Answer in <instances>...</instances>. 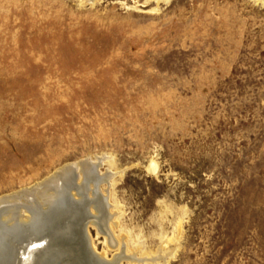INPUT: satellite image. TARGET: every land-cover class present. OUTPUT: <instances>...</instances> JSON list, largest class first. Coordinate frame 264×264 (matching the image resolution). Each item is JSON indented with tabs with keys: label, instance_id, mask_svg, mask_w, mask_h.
<instances>
[{
	"label": "rangeland",
	"instance_id": "1",
	"mask_svg": "<svg viewBox=\"0 0 264 264\" xmlns=\"http://www.w3.org/2000/svg\"><path fill=\"white\" fill-rule=\"evenodd\" d=\"M88 159L109 261L264 264V0H0V199Z\"/></svg>",
	"mask_w": 264,
	"mask_h": 264
},
{
	"label": "bare ground",
	"instance_id": "2",
	"mask_svg": "<svg viewBox=\"0 0 264 264\" xmlns=\"http://www.w3.org/2000/svg\"><path fill=\"white\" fill-rule=\"evenodd\" d=\"M101 165H102V162L92 163L91 160L89 159L84 160L77 166L66 167L62 171L58 172L54 177L44 181L42 184L36 186L31 191L25 190V191L20 192L17 195L1 198L0 205H3L5 207L2 208V210H0V214L4 215L2 218L4 227L0 223V236H2V239H0V253L3 255L6 253V251H8L6 250L5 246L8 248V246L11 247L13 243L19 242V244H22V242L24 243L30 239L37 238L39 235L38 233L42 232L44 229H46V227H49L51 225L50 223H52L54 219H58L60 217H64L67 215H69L70 217L73 216V218L75 219L78 216H82V214H85L82 211L75 212V209H74L75 204L85 203L84 199H83L84 202L78 201L79 200L77 199L79 197L78 193L74 194L73 195L74 198H73L71 195V189H69V192L67 191L69 195L68 200L71 203H75V204H73V206H70V208H67V206H65L66 204L56 208L58 201H59L58 197L60 195H58V197L57 196L55 197L56 191L55 190L53 191V188H55L56 185L58 187H63L61 186V184L62 183L64 184V182L62 181L64 180L66 176L71 175L73 173L77 175L78 172H81L82 174H84L85 176L84 178L86 180L90 179L91 183L89 185L94 186V191H95L94 194L96 196L95 197L96 200L94 198L93 199L90 198L89 199L90 203L93 206L97 205L96 208H100L99 210L102 211V212H99V214H96V212L98 213L96 209L95 210L91 209V213L86 211L87 209H85V212H88L90 216L92 217V219H90V221H88V224H87V237H88L92 252L97 257V259L103 264H121L123 261L128 260L126 259V256L123 257L124 253H122L121 255L117 254V257H114L112 260L109 261L107 258H105L104 255L99 254L95 250L94 246L92 245L91 237L89 235L88 229H89V225H91L95 227L103 235H105V237L108 238L109 241H111L113 248L116 246L113 236L111 235L109 225H108L110 221L109 220L110 218L109 206L107 204L108 198L102 196L100 192V186L102 184L109 185L111 179L115 176V174L113 173L101 174L99 172ZM79 185H81V183ZM32 197H35L37 200V208L35 207L36 209H33L34 208L33 201L35 200L32 199ZM75 201H77V203ZM25 209H27L30 212V214H32L33 216L23 218L22 213ZM101 214H103V218L101 217ZM17 216H19L20 219H18ZM39 222H40V225L38 226L37 224ZM3 229H5L6 232L3 231ZM64 230L66 231V229ZM57 231H60V229ZM79 247H80L79 244H78V247L77 245L74 247L78 249V253L81 252ZM6 254H7L6 256H11V252H8ZM49 257L50 259L54 260L53 262H51V264H54V263L60 264V262L63 264H66L64 263V261L66 262V260L70 259L71 254L67 252L65 254H62V257H61V254L59 253L51 252L50 254L42 257L41 263L42 264L50 263L48 260ZM3 260H4V257L0 255V264L6 263ZM128 261H131V260H128ZM143 261L145 262L146 260H143Z\"/></svg>",
	"mask_w": 264,
	"mask_h": 264
},
{
	"label": "water",
	"instance_id": "3",
	"mask_svg": "<svg viewBox=\"0 0 264 264\" xmlns=\"http://www.w3.org/2000/svg\"><path fill=\"white\" fill-rule=\"evenodd\" d=\"M67 190V188L65 190L60 189L61 193L58 197L59 201L56 208L65 204V198L69 199ZM0 206V210L5 207L3 205ZM74 209L75 212L82 211L85 214L75 219L73 216L70 217L69 215L54 219L49 227H46V229L38 233L39 235L37 238L30 239L24 243L22 242V244H19V242L11 243L12 246H8V248L5 246L6 250H8L6 253L11 252V256H6V253L3 255L0 253V255L4 257L3 261L6 262L5 264H42V257L51 252H57L61 254V257L65 252H73V257L66 260V262L64 261L66 264H103L92 252L87 237V224L92 217L88 212H85L83 205L77 206ZM40 222L37 224L38 226ZM59 229L62 232L57 231ZM64 229H66V231ZM78 244L81 250L80 253H78L77 248H74L76 245L78 247ZM50 257L48 258L50 262L48 264L54 261L50 259ZM60 264L63 263L60 262Z\"/></svg>",
	"mask_w": 264,
	"mask_h": 264
}]
</instances>
